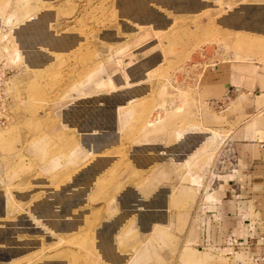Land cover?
<instances>
[{"label":"crops","instance_id":"crops-1","mask_svg":"<svg viewBox=\"0 0 264 264\" xmlns=\"http://www.w3.org/2000/svg\"><path fill=\"white\" fill-rule=\"evenodd\" d=\"M233 1L223 0V3ZM215 2L148 0L158 18L132 17L129 21L124 17L116 22L109 17L103 18V29L96 33L101 49L93 42L99 54L93 61H86L83 67L90 72L98 67L97 62H101L95 75L103 73V79L108 78L115 69L113 60L121 55L113 52L128 44L134 60L131 64L127 57L121 58L120 74L129 69L131 85L128 87L122 78L123 87L114 92L85 98L76 96L78 91L72 92L74 98H80L52 112L57 120L51 131L57 154L50 161V170L53 179H65L59 183L68 191L65 197L68 199L63 203L67 212L63 216H71L77 210H92L96 205L101 207L103 222L97 225L96 231L102 232L103 242L122 257V264L130 260V253L122 252L119 243L130 244L136 239L152 236L154 227L160 225L184 229L180 242L184 249H188V245L197 246L192 252L195 259L209 251L227 264H264V45L246 49L248 58L245 60H238L235 53L230 52L226 58L216 59L210 67L203 69L196 79V106L192 110L184 105V109L178 110L169 107L181 103L176 97L170 99L173 102L164 110L159 101L157 109H152L151 104V90L155 84L152 75L163 72L165 67L166 56L162 49L169 50L173 39L180 38L182 44L183 37L189 33L183 21L195 17L203 25L218 9ZM66 3L54 2L56 18L50 28L55 33L80 39L83 44L90 30L85 29L84 34L78 32V11L70 17L64 16ZM234 3L222 14L223 19L233 18L245 10V25L228 23L221 25L223 30L264 42V2L239 7ZM82 11H79L80 15H84ZM219 16L214 18L217 20ZM136 22L147 27L153 25L155 30L143 40V32L137 30ZM81 44L68 55L72 57L78 50L84 54ZM92 88V84H86L81 91ZM129 100L137 102L132 109L126 110ZM232 105L235 112L221 115ZM158 116L160 123H157ZM148 117L154 118L153 127L145 124ZM69 127L76 128L75 140L79 147L76 142L67 140L72 134ZM213 130H217V136ZM210 135L212 146L220 141L234 150V169L228 175V184L219 186L207 197L204 188L199 187L194 197L183 198L180 193L191 192L189 185L181 181V172L186 168L184 164L195 163L205 138ZM91 150L96 154L93 157L89 155ZM78 189L80 191L75 193ZM34 195L29 193L26 202ZM180 201H187L181 210L176 206ZM1 203L0 199V211ZM37 218L24 215L16 221L20 228L4 229L7 246L0 252L15 254L10 260L33 252V248L12 246L41 243L29 235V229L44 233L42 222ZM79 230V225L71 223L66 229L57 230L55 237H49L46 242L54 243L60 238L71 240ZM71 250L63 246L52 252L63 255ZM52 263L69 262L63 256Z\"/></svg>","mask_w":264,"mask_h":264},{"label":"rangeland","instance_id":"rangeland-1","mask_svg":"<svg viewBox=\"0 0 264 264\" xmlns=\"http://www.w3.org/2000/svg\"><path fill=\"white\" fill-rule=\"evenodd\" d=\"M56 1L70 2L66 3L64 16L70 17L78 11L79 33L84 34L85 29L90 30L83 44L80 39L78 41L68 34H59L51 30L50 26L56 18V13L53 12ZM75 1L0 0V57L12 70L11 83L14 96L13 121L9 124V128L0 130V199H5V206L0 211V249L7 246L4 229L20 228L17 223L24 215L34 218L38 216L37 219L42 222L41 229H44L43 234L29 229L31 238L41 241L39 244L35 241L33 252L22 258L10 260L15 254L1 251L0 264H53L55 258L63 256L67 258L68 264H122L123 261L121 256L113 252L111 245L103 242V233L96 231L97 225L103 222V211L97 205L93 206L92 210H77L71 215L70 222L74 221L80 226L74 238L71 240L60 238L50 244L46 242L49 237H55L56 231L60 229L58 220L65 206L63 203L68 199L65 198L68 191L59 184L65 179H53L50 170V161L53 155L57 154L51 136L53 125L57 120L52 112L61 105L73 104L80 97L85 98L121 89L122 78L128 87L131 85L130 70H122L120 74L123 67L121 58L127 57L130 63L134 60V54L128 44L113 52L114 55L119 53L121 55L113 60L115 69L108 78L103 79V73L97 77L95 75L97 70H100L101 62H97L98 67L90 72V69L83 67L86 61H93V58L99 54L94 43L101 49L100 39L96 33L99 29H103V18L109 17L116 22L124 17L129 21L132 17L146 20L158 17L149 6L148 0ZM154 1L162 3L165 0ZM262 2L264 0H234L226 3H223V0H216L214 4H217L218 9L203 25L195 17L183 21L187 24L188 36L183 37L185 39L182 44L180 38L173 39L169 50L162 49L166 56L163 60L164 71L152 75V79H155L151 90L152 109H157L156 105L159 101L160 105H158L164 110L168 103L173 102L170 99L176 97L181 103L173 107L170 104L169 107L178 110L184 105L192 110L196 106L194 99L196 79L203 69L210 67L216 59L226 58L230 52L235 53V58L238 60H245L248 58L245 56L246 49H256L264 45V42L258 39L244 37L238 33L232 34L223 30L224 26H221L228 23L245 25L243 20V16L247 13L245 10L238 12L233 18L223 19L222 14L226 12L228 6L231 9L233 5L231 3L239 7ZM83 9L85 12L82 11ZM79 11L84 15H80ZM82 16L87 19H83ZM215 16H219L218 21ZM135 24L137 30L143 32L141 35L143 40L155 30L153 25L147 27L138 22ZM79 44L85 51L84 54H80L78 50L72 53V57L68 55ZM101 57L103 59L102 54ZM54 61L55 63H52ZM78 66H81V69H78ZM86 84H92L93 88L81 91ZM75 91L79 92L76 96L80 97L74 98L72 92ZM136 102L137 100H129L126 110L132 109ZM229 112H235L234 105L221 115ZM154 118L151 120L149 118L145 124L153 127ZM157 118V123H160V116ZM70 131L72 134L67 140L76 142V128H70ZM214 133L217 136V130ZM179 134L177 133V136ZM204 142L195 163L184 164L186 168L181 172V181L189 185L191 192L180 193L183 198L194 197L199 187L204 188L206 197L219 186L226 187L228 175L234 169L232 148H227L220 141L219 143L216 141L212 146L211 135L207 136ZM76 144L77 147L80 146L77 142ZM121 147L123 148L124 145ZM89 155L93 157L96 154L91 150ZM79 191L80 189L75 193ZM29 193L35 195L27 203ZM186 202L180 201L176 204L177 208L183 209ZM9 223L12 225L9 226ZM153 231L152 236L136 239L130 244L119 243L122 252L130 253V260L126 264H227L209 251H204L202 257L196 260L192 252H195L193 248L197 246L188 245V249H184L180 242L184 232L181 227L169 229L168 225H160L154 227ZM63 246L72 250L63 255L52 252Z\"/></svg>","mask_w":264,"mask_h":264},{"label":"built area","instance_id":"built-area-1","mask_svg":"<svg viewBox=\"0 0 264 264\" xmlns=\"http://www.w3.org/2000/svg\"><path fill=\"white\" fill-rule=\"evenodd\" d=\"M5 59V57H4ZM12 70L0 57V128L12 122L14 117V96L12 94ZM238 90V88H234Z\"/></svg>","mask_w":264,"mask_h":264},{"label":"flooded vegetation","instance_id":"flooded-vegetation-1","mask_svg":"<svg viewBox=\"0 0 264 264\" xmlns=\"http://www.w3.org/2000/svg\"><path fill=\"white\" fill-rule=\"evenodd\" d=\"M132 27H134V25H131ZM67 212V209L66 207L64 206V208L62 209L61 213H60V218L58 221L59 222V225H60V229H63V228H67L69 224H76L74 223V221L70 222V217L71 216H63L65 213ZM74 212L71 213V215H73ZM59 230V229H58ZM34 240V239H32ZM31 240V241H32ZM36 245L34 243H30V244H24V245H19V246H12L13 248H19V249H32L34 248Z\"/></svg>","mask_w":264,"mask_h":264},{"label":"bare ground","instance_id":"bare-ground-1","mask_svg":"<svg viewBox=\"0 0 264 264\" xmlns=\"http://www.w3.org/2000/svg\"><path fill=\"white\" fill-rule=\"evenodd\" d=\"M12 121H13V120H12ZM10 123H11V122H10ZM10 123H9V124H10ZM9 124H7V125H6L5 127H3V128H0V130H3V129H7V128H9V126H10Z\"/></svg>","mask_w":264,"mask_h":264},{"label":"water","instance_id":"water-1","mask_svg":"<svg viewBox=\"0 0 264 264\" xmlns=\"http://www.w3.org/2000/svg\"><path fill=\"white\" fill-rule=\"evenodd\" d=\"M4 206H5V199H3V200H2V203H1V207H2V209L4 208Z\"/></svg>","mask_w":264,"mask_h":264}]
</instances>
